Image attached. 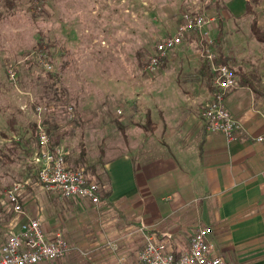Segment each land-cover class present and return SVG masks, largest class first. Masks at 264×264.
<instances>
[{
  "label": "rangeland",
  "instance_id": "374dc122",
  "mask_svg": "<svg viewBox=\"0 0 264 264\" xmlns=\"http://www.w3.org/2000/svg\"><path fill=\"white\" fill-rule=\"evenodd\" d=\"M7 1L0 0V245L26 218L25 193L40 187L41 192L55 194L61 202L65 200L64 204L72 201L39 183L32 160L36 142L31 141L28 146L23 142L32 134L29 127L32 122H44L52 148L61 137L60 146L66 152L70 168L84 169L89 180L102 185L106 162L118 150L127 147L123 123L128 119L141 123L143 101L151 109L156 106L161 97L158 93L160 81L166 80L173 85L176 77L184 79L182 70L195 74L199 69L203 54L200 35L196 32L185 37L155 70L146 69L156 43L174 33L179 16L189 11L207 18L205 27L198 32L216 57L219 48L229 46L228 36L236 40L250 33L249 23L243 16L244 0L235 3L223 0L232 16H238L239 28L236 31L231 28L233 34H230L227 29L230 23L224 20L226 34L222 31L220 38L217 24L228 11L220 13V17L215 0H46L43 6L37 4L41 7L35 11L29 0H10L12 6ZM41 36L45 40V50L52 55L51 70L33 57L40 52ZM224 37H227L225 41ZM263 47L264 44L257 40H249V50L255 52ZM15 67L18 75L10 80L7 71ZM49 74L56 87L64 88L58 92L61 101H55L53 90L47 87ZM190 77L196 78L195 75ZM127 98L131 108L125 111ZM34 103L41 107L40 114L33 107ZM207 103L209 101L204 105ZM9 117L16 120L13 130L7 122ZM45 119L56 124V132L49 130ZM114 120L123 129L117 128ZM67 157H70L69 162ZM91 165L95 166L93 171L89 169ZM18 183L21 184L19 195L24 201V215L15 214L5 202L6 191ZM41 196L37 193L32 200L43 201ZM44 210L42 214L46 215ZM111 210L107 205L101 207L100 203L97 207L86 204L82 209L58 213L56 217L61 225V221L74 224L71 230L61 231L71 250L59 260L42 264H119L121 258L132 254L137 245H131V251H126L114 242L115 239L106 238L109 243L104 242L105 228L100 224L106 218H114L116 214ZM27 216L38 217L43 222L41 213ZM52 216L47 219L51 220ZM189 238H185L184 247ZM141 241L144 244V240Z\"/></svg>",
  "mask_w": 264,
  "mask_h": 264
},
{
  "label": "crops",
  "instance_id": "0c3cea01",
  "mask_svg": "<svg viewBox=\"0 0 264 264\" xmlns=\"http://www.w3.org/2000/svg\"><path fill=\"white\" fill-rule=\"evenodd\" d=\"M221 1L225 6L221 13L228 11L222 31L226 34L227 20L231 25L227 29L233 34L232 29L239 28L238 16H232ZM247 1L243 16L249 23L248 37L232 40L228 36L229 46L221 50L231 58L230 65L245 75L243 83L237 77V85L223 93L226 108L241 125L237 140L228 142L222 133L206 130L200 111L218 87L214 81L212 87L208 86L202 77L191 79L189 75L194 74L189 70H182L184 79L176 77L173 85L166 80L158 83L161 97L152 109L142 102L141 123L128 119L122 125L123 138L129 144L106 162L99 185L100 193L110 192L107 199L101 200V207L107 205L116 215L101 221L100 226L105 228V243H109L106 238L115 239L126 251L137 245L132 254L123 257L126 260L134 259L143 244L141 228L166 234L178 250L196 228L205 226L210 229L209 240L216 253L228 264H264V141H257L264 133V47L255 52L248 48L249 40L264 44L251 30L255 22L264 34V0L253 6L254 15L245 12ZM245 78H252V85L244 83ZM128 101L125 111L131 108ZM32 190L25 193L27 215L41 213L48 235L65 233L74 225L64 221L61 225L58 213L90 204L79 197L64 204L65 200L41 192L40 187ZM37 193L43 195V201L32 200ZM50 215L51 220L47 219Z\"/></svg>",
  "mask_w": 264,
  "mask_h": 264
},
{
  "label": "built area",
  "instance_id": "2783aa9c",
  "mask_svg": "<svg viewBox=\"0 0 264 264\" xmlns=\"http://www.w3.org/2000/svg\"><path fill=\"white\" fill-rule=\"evenodd\" d=\"M206 22L207 18L203 14L189 11L181 14L174 33L156 43L146 69L150 72L155 70L161 59L166 58L168 53L181 44L191 32L202 30ZM200 36L203 39L201 33ZM204 47L218 89L209 103L203 105L200 115L208 132L222 133L226 141L232 142L237 140L241 125L226 108L223 93L237 85V77L227 65H216L214 62L216 55L207 45ZM13 77L14 73H10V78ZM36 110L40 114L41 107H37ZM257 141H264V133L257 137ZM51 142L45 124L38 121L36 151L32 160L36 164L35 174L39 183L56 191L63 198L79 197L91 205L100 204L99 185L86 177L84 169L70 168L63 147L56 145L52 148ZM20 191L21 184L12 185L5 193V202L15 214L24 215L22 206L24 201L20 200ZM25 217L17 229L1 243L0 264L48 263L69 254L71 246L61 232L48 235L38 217ZM140 233L144 240L141 250L132 260L121 258L119 264H228L222 255L216 253L214 244L209 240L208 227L196 228L188 245L175 251L166 234H158L146 228H141Z\"/></svg>",
  "mask_w": 264,
  "mask_h": 264
},
{
  "label": "trees",
  "instance_id": "16d2710c",
  "mask_svg": "<svg viewBox=\"0 0 264 264\" xmlns=\"http://www.w3.org/2000/svg\"><path fill=\"white\" fill-rule=\"evenodd\" d=\"M30 1V6H31V8H32V10L33 11H35V9L37 8V7H41V6H43V4L46 2V0H29ZM260 0H248L247 2H246V10H245V12L246 13H250L251 15H254V11H253V6L255 5V4H257L258 2H259ZM8 2V5L9 6H12V3H11V1L9 0V1H7ZM37 4H39V5H41V6H39V5H37ZM215 5H216V8L218 9V12H219V15H220V13H221V10H223L224 8H225V6H224V4L222 3V1L221 0H215ZM38 8V9H39ZM220 17H221V15H220ZM179 20V19H178ZM217 27H218V38H220V36H221V32H222V21L221 20H219L218 21V24H217ZM251 30H252V33L257 37V39L258 40H260V41H264V34L261 32V30H259L257 27H256V25H255V22H253L252 23V25H251ZM196 32V34L199 36L200 35V33L198 32V31H195ZM197 36V37H198ZM41 39H42V41H40L39 42V54H38V52L37 53H35L34 54V58H35V60H39V62L40 63H42L43 65H44V67H46V69L47 70H51V58H52V55L50 54V53H48L47 52V49L45 50V47L46 46H44L45 44V40H44V38H43V36H41L40 37ZM199 39H201V44H202V46H201V52H202V54H203V60H202V62H201V64H200V66H199V69L198 70H196L195 71V77L196 78H194V79H197L198 77H202L204 80H205V82L208 84V86H213V81H214V73H213V71H212V69H211V65H210V62L208 61V59L206 58V53H205V51H204V46L206 45V42L201 38V36L199 37ZM28 56V55H27ZM26 56V57H27ZM165 61V59L163 58V59H161L160 60V65L163 63ZM214 62H215V64L216 65H219V64H224V65H227L232 71H233V73H234V75L236 76V77H238L239 78V81H240V83H243L242 82V80L244 79V77H245V75L243 74V73H241V72H239V71H234L232 68H231V65H230V63H231V58H229L228 56H225V55H223L222 54V52H221V49L219 48L218 49V54H217V57L215 58V60H214ZM66 63V62H65ZM46 65V66H45ZM66 65V64H65ZM16 68V67H15ZM10 71H13V73H14V76H15V74L16 75H18V68H16V69H11V70H9L8 69V71H7V74H8V78L11 80V78H10ZM48 72H50V71H48ZM52 74V73H51ZM51 74H49V79H50V81H48V85H47V87L49 86L52 90H53V99H55V101H61V99H59V97L61 96V95H59V97H58V92H61V91H63L64 90V88L63 89H59L58 87H56V83H54L55 81L53 80V77L51 76ZM63 74V73H62ZM55 76H58L57 74H54ZM190 76V75H189ZM12 79H14V77L12 78ZM249 79H252V78H245V80L246 81H244V83H249L250 85H252L251 83H250V80ZM37 104L38 103H34L33 104V107L35 108L36 106H37ZM39 107V106H38ZM37 108V107H36ZM46 121H45V123L49 126V130L50 129H52L54 132H56L57 131V126H56V124H50V122L49 121H47V119H45ZM78 120H80V117L78 118ZM76 121V120H75ZM115 121V120H114ZM146 121H147V123L149 124V122H150V116H149V111L147 112V116H146ZM7 122H8V124H9V127L13 130V128H14V126H15V124H16V120L14 119V118H12V117H9L8 119H7ZM80 123V121H78V124ZM115 123H117V125L116 126H118L119 127V129H122V126L119 124V122H117V121H115ZM43 124H44V122H43ZM29 127H30V129H31V132H32V134H31V136L29 137V139H25L23 142H24V145L25 146H28L29 144H30V142L31 141H35L36 142V123H31L30 125H29ZM48 131V130H47ZM51 131V130H50ZM61 137H58L57 138V140H56V145H59V144H61V139H60ZM27 150V149H26ZM30 153H31V151H30ZM8 155H6V157H7ZM69 159H70V157H67V160H68V162H69ZM89 169H90V171H93L94 169H95V166L94 165H91V166H89ZM90 174L92 175V176H94V177H96L95 175H94V172H90ZM97 178V177H96ZM109 194H110V192H109V190H106V191H104V192H102V193H100L99 195H100V201L101 200H104V199H107L108 198V196H109ZM102 202V201H101Z\"/></svg>",
  "mask_w": 264,
  "mask_h": 264
}]
</instances>
